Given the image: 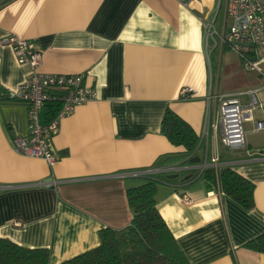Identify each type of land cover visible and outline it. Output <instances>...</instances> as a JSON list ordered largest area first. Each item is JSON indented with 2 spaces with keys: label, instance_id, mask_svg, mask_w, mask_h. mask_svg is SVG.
Instances as JSON below:
<instances>
[{
  "label": "crops",
  "instance_id": "obj_1",
  "mask_svg": "<svg viewBox=\"0 0 264 264\" xmlns=\"http://www.w3.org/2000/svg\"><path fill=\"white\" fill-rule=\"evenodd\" d=\"M213 4L7 0L0 6V38L31 40L43 53L41 71L84 73L96 91L95 99L59 120L50 137L53 163L19 154L11 141L28 133L27 105L11 95L30 69L0 46V237L46 248L49 264L59 263L96 246L101 228L127 226L132 213L125 190L148 176L159 181L156 207L190 264H264V252L243 245L264 233V130L253 133L246 123L240 149L200 139L212 72L202 21ZM184 86L192 90L187 97L180 95ZM246 90L264 102L258 78L245 90L224 93ZM166 108L198 135L199 160H165L184 151L160 132ZM253 115L264 120V107ZM205 153L207 159L216 153L219 167L254 183L251 209L202 176ZM172 164L176 171L161 170ZM136 171L146 174H131Z\"/></svg>",
  "mask_w": 264,
  "mask_h": 264
},
{
  "label": "built area",
  "instance_id": "obj_2",
  "mask_svg": "<svg viewBox=\"0 0 264 264\" xmlns=\"http://www.w3.org/2000/svg\"><path fill=\"white\" fill-rule=\"evenodd\" d=\"M178 1L185 4L191 0ZM220 12L221 5L218 4L213 19L202 21L205 45L212 40L215 47L219 45L220 49L230 50L245 71L254 72L264 83V0H224L223 19L221 27L217 29L215 22ZM3 45L11 48L18 63L27 64L30 69L11 95L27 105L28 129L27 135L12 139V147L19 154L53 163L56 154L50 137L56 131L59 120L77 105L95 99L96 91L87 82L84 73L41 71L43 53L31 40L6 34L0 38V46ZM209 81L205 96L207 117L200 139H212L213 143L218 142L228 149L246 148V123H251L250 131L253 133L264 130V120L256 119L253 115L257 107H264V102L257 101L254 90L235 93L212 91L211 79ZM191 91L190 87L184 86L180 89V95L187 97ZM50 109H55V112H50ZM177 167V164H172L161 170L172 172ZM218 167L216 153L209 159L205 153L198 164L200 171ZM131 174L145 175L146 171ZM181 199L185 203L190 201L186 194ZM14 225L20 226L21 221H14Z\"/></svg>",
  "mask_w": 264,
  "mask_h": 264
},
{
  "label": "trees",
  "instance_id": "obj_3",
  "mask_svg": "<svg viewBox=\"0 0 264 264\" xmlns=\"http://www.w3.org/2000/svg\"><path fill=\"white\" fill-rule=\"evenodd\" d=\"M7 0H0V6ZM55 112V109L49 110ZM160 132L182 153L167 155L165 160L189 162L199 147V137L192 127L171 109L166 108L160 122ZM202 176L212 181L246 209L254 206V183L228 166L207 168ZM142 183L125 190L132 216L127 226L115 229L103 227L98 231L99 243L56 264H190L156 207L159 181L144 176ZM264 252V233L243 244ZM0 264H49L46 248L21 246L0 237Z\"/></svg>",
  "mask_w": 264,
  "mask_h": 264
},
{
  "label": "rangeland",
  "instance_id": "obj_4",
  "mask_svg": "<svg viewBox=\"0 0 264 264\" xmlns=\"http://www.w3.org/2000/svg\"><path fill=\"white\" fill-rule=\"evenodd\" d=\"M218 4L221 5V12L217 16L215 22L217 29L221 27L223 19L224 0H214L213 6L209 9V17L207 18L208 21L213 19ZM205 49L207 54H210V62L212 65V72L208 78V80L211 79L212 82V91L216 90L218 93H224L245 90L247 82L251 81L253 78L260 79L254 72L245 71L241 65H239L233 52L225 48L220 49L219 45L215 47L212 40H208ZM208 82L210 86V81Z\"/></svg>",
  "mask_w": 264,
  "mask_h": 264
},
{
  "label": "water",
  "instance_id": "obj_5",
  "mask_svg": "<svg viewBox=\"0 0 264 264\" xmlns=\"http://www.w3.org/2000/svg\"><path fill=\"white\" fill-rule=\"evenodd\" d=\"M194 159H195V161L199 160L198 158H194ZM194 159H192V160L194 161Z\"/></svg>",
  "mask_w": 264,
  "mask_h": 264
}]
</instances>
